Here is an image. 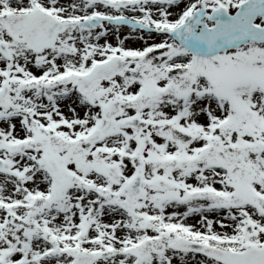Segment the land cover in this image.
<instances>
[{
	"label": "snow or ice",
	"instance_id": "1",
	"mask_svg": "<svg viewBox=\"0 0 264 264\" xmlns=\"http://www.w3.org/2000/svg\"><path fill=\"white\" fill-rule=\"evenodd\" d=\"M0 264H264V0H0Z\"/></svg>",
	"mask_w": 264,
	"mask_h": 264
}]
</instances>
